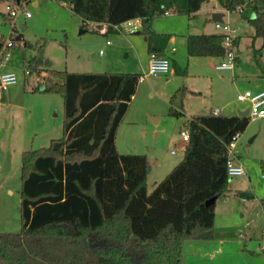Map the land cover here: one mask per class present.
Wrapping results in <instances>:
<instances>
[{"label": "trees", "instance_id": "1", "mask_svg": "<svg viewBox=\"0 0 264 264\" xmlns=\"http://www.w3.org/2000/svg\"><path fill=\"white\" fill-rule=\"evenodd\" d=\"M57 1L69 6L83 24L106 23L109 32L115 31L112 25L138 18L136 33L146 37L147 52L164 55L171 34L155 31L153 18L165 12L193 18L209 0ZM216 2L233 13L247 7L246 15L238 14L252 25L254 37L264 39V11L257 7L264 0ZM224 40L221 32L190 33L186 53L224 58L230 49ZM239 41L237 35L231 48ZM176 67L178 73L186 72ZM140 77L48 71L37 89L62 94L63 133L47 147L21 154V229L0 232L5 264H183V240L210 236L215 204L229 190L228 144L246 129L250 117L213 111L192 115L182 159L149 186L147 156L120 153L115 143ZM169 113L180 114L173 108ZM212 197L214 202L206 204Z\"/></svg>", "mask_w": 264, "mask_h": 264}, {"label": "rangeland", "instance_id": "2", "mask_svg": "<svg viewBox=\"0 0 264 264\" xmlns=\"http://www.w3.org/2000/svg\"><path fill=\"white\" fill-rule=\"evenodd\" d=\"M33 1L0 2V34L3 36L7 37L11 30L13 21L8 19L11 8H22L30 13V17L25 18L20 12L15 18L14 35H20L21 40L9 49L5 68L16 73L17 83L3 93L5 100L3 95L0 99V232L17 233L21 229L22 152L47 147L51 139L60 138L63 133L62 94L37 89L44 83L48 71L141 76L116 135V144L120 153L148 154L149 186L160 181L182 159L180 131L186 128L192 115L207 114L215 108L225 115L237 114L238 108L249 106L248 101L237 99V93L247 88L264 89V39L254 37L252 25L238 13L224 16V22L240 36L235 49L238 60H234L233 69L215 68L223 58L190 57L186 53L183 35L218 31L208 11L201 10L193 18L178 13L153 18L152 26L156 30L176 32L172 46L178 48L175 58L179 63H171L170 70L175 71L178 66L186 72L150 75L146 74V49L136 32L103 33L99 31L102 23L83 24L62 2L36 0L38 5L35 6ZM203 4L202 9L215 3ZM260 7L264 10L263 2ZM20 24L25 28L21 29ZM99 50L103 54H99ZM170 108L180 114H170ZM150 116L157 121H152ZM254 136L255 140L250 142ZM239 149L246 172L262 182L264 118H250L237 139L235 150ZM171 150L175 152L172 154ZM237 177L228 181L235 183ZM254 192L251 193L258 195L240 203L232 213L217 214L210 236L183 240V264H264V251L260 249L264 188L257 186ZM230 230L232 234H226ZM0 264H5L1 258Z\"/></svg>", "mask_w": 264, "mask_h": 264}, {"label": "built area", "instance_id": "3", "mask_svg": "<svg viewBox=\"0 0 264 264\" xmlns=\"http://www.w3.org/2000/svg\"><path fill=\"white\" fill-rule=\"evenodd\" d=\"M244 8V7H243ZM242 7H238L236 12L242 13ZM227 13H233L225 10ZM23 12L24 17H30V13L28 11H23L21 9L11 8L8 12V19L13 21L11 24V30L9 35L3 36L0 34V99L3 93L8 89V87L17 83V75L15 72L8 70L5 68L6 61L9 59V49L14 47L19 41L15 40L14 35V21L17 15ZM168 12H165L167 14ZM115 31H127V32H136L140 28V20L130 19L124 21L120 24L112 25ZM214 27L218 30V32L225 34L224 45L230 47L227 51L225 57L223 58V62L215 65L216 69H233L234 67V60H235V53L231 48L232 40L237 36L236 29L232 28L228 22H214ZM107 44L110 43L109 40L106 41ZM99 54H103L102 50H99ZM171 63L167 56L165 55H157L155 53L148 54V66H147V73L150 75L155 74H166L170 71ZM29 71L26 70L25 74H28ZM237 99L240 101H248L249 106L248 108V117L255 119V118H264V89H260L257 91H252L251 89H245L243 92L237 93ZM219 112V109H214L213 113ZM181 141L179 148L183 151L185 150L186 144L189 140V133L186 128L180 131ZM240 136V133H236L231 141L228 144V158L226 162L227 168V175L229 178L239 176L245 173L244 167L235 161V148L237 139ZM175 150H172L171 153H174ZM262 235V242L260 244V249L264 251V228L261 230Z\"/></svg>", "mask_w": 264, "mask_h": 264}, {"label": "crops", "instance_id": "4", "mask_svg": "<svg viewBox=\"0 0 264 264\" xmlns=\"http://www.w3.org/2000/svg\"><path fill=\"white\" fill-rule=\"evenodd\" d=\"M209 1H212V2H214L215 4H213L212 6H209V7H205L204 9H202L203 8V5L204 4H202V6H201V8L198 10V12L197 13H199L201 10H204V11H208V13H209V15L211 16L212 15V13H214V12H221L222 13V19H223V21H224V16H225V14H229V13H227L224 9H222L219 5H218V3L216 2V0H209ZM33 4L36 6V5H38V1H33ZM65 4V3H64ZM264 4V3H263ZM257 7H258V9L259 10H261V11H264L263 9H261V7H260V3H257ZM248 12V10H247V7H245V8H243V11H242V14H245L246 15V13ZM172 12H168L167 14H164V15H169V14H171ZM232 14H235V13H232ZM241 15V14H240ZM242 16V15H241ZM210 20L212 21V23H214V21L212 20V18H210ZM89 23V22H88ZM88 23H85V25H87ZM103 25L101 26V27H99V31L100 32H103V33H107V32H109V25L108 24H106V23H102ZM20 25H23V24H20ZM24 26V25H23ZM153 27V26H152ZM24 28H25V26H24ZM153 29L155 30V31H157V32H162V33H168V34H171V37H170V39H169V41H168V43H167V47H166V49H165V53H164V55L165 56H167L168 57V59H169V61H170V63H173V62H177V63H179L178 62V60L175 58L176 56L175 55H177L178 56V48L177 47H175V46H172V45H174L175 44V34H176V32H173V31H171V30H156L154 27H153ZM84 30H82L81 32H83ZM218 31H203L202 33H217ZM138 34V33H137ZM190 34V33H189ZM188 34H185V35H183L184 36V44L186 43V36H187ZM140 38H141V40H142V42H143V44H144V48L146 49V53H147V56H148V52H147V47H146V37L144 36V35H142V34H139L138 35ZM238 47V46H237ZM208 58H214V57H208ZM236 60H238V54H237V51H236ZM174 71H173V69H171L170 70V73L173 75L174 73H173ZM140 79V78H139ZM247 89H250V88H247ZM6 98L4 97V95H3V100H5ZM215 109H217V108H215ZM214 109H212L211 111H213ZM239 110H241V109H237V111H239ZM243 110V109H242ZM219 112H221L220 110H219ZM125 117V116H124ZM124 117H123V119H122V121H121V123H120V125H119V127H118V129H117V132H116V135H117V133H119V130H120V127H121V125L123 124V120H124ZM153 117V116H152ZM157 121V120H156ZM251 141L250 142H253L254 140H255V136L254 137H252L251 139H250ZM181 141V140H180ZM115 143H116V139H115ZM179 145H180V142H179ZM116 146H117V144H116ZM172 151V150H171ZM240 153H241V150L239 149V150H235V161L237 162V163H239V164H241L243 167H244V169H245V173L244 174H242V175H239L237 178H239L235 183L234 182H229L228 183V188H229V190H228V192H227V194L224 196V197H222V198H220V201H219V199L217 200V202L219 201L220 203H217L216 202V204H215V208H214V210H215V217H216V215L217 214H219V215H226V214H230V213H232L234 210H236L238 207H240V203H244L245 202V200H248V199H251V198H246V197H240L239 195H238V193L239 192H242V193H249V194H252L251 192H254L255 191V187H262V188H264V180L262 181V182H260L259 180H257V179H255L254 178V176L253 175H251V174H249V173H247L246 172V167H245V165H244V163H243V161L241 160V156H240ZM173 154V153H172ZM146 156H147V158L149 157L148 156V154L146 153L145 154ZM148 161H149V158H148ZM156 165L158 166V167H160L161 166V164H160V162L158 161L157 162V159H156ZM150 168H151V166H150ZM262 177H263V175H262ZM235 178V177H234ZM264 178V177H263ZM255 193V192H254ZM254 194H252V196H253ZM255 195H258V194H255ZM255 195L253 196V197H255ZM261 195V194H260ZM264 195V194H263ZM263 198H264V196H263ZM219 204V205H218ZM232 231L233 230H230V231H228L226 234H232ZM235 234V233H234ZM238 235L240 236V238H242L243 236H242V234H241V232H239L238 233ZM226 240H227V238H226ZM228 240H230V239H228ZM227 240V241H228ZM211 264V263H210Z\"/></svg>", "mask_w": 264, "mask_h": 264}, {"label": "water", "instance_id": "5", "mask_svg": "<svg viewBox=\"0 0 264 264\" xmlns=\"http://www.w3.org/2000/svg\"><path fill=\"white\" fill-rule=\"evenodd\" d=\"M211 18H212V20L214 22L215 21H218V22H222L223 21V19H222V13L221 12H214V13H212ZM20 26H21V29H24V26L23 25H20ZM237 114L240 115V116L248 117V108L246 107L243 110H239ZM150 119L152 121H156L157 120L156 117H152V116H150ZM214 200H215V197H212V198H210V199H208L206 201V204H210V203L214 202Z\"/></svg>", "mask_w": 264, "mask_h": 264}]
</instances>
